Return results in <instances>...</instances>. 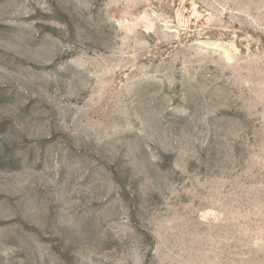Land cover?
<instances>
[{
    "label": "rangeland",
    "instance_id": "374dc122",
    "mask_svg": "<svg viewBox=\"0 0 264 264\" xmlns=\"http://www.w3.org/2000/svg\"><path fill=\"white\" fill-rule=\"evenodd\" d=\"M0 264H264V0H0Z\"/></svg>",
    "mask_w": 264,
    "mask_h": 264
}]
</instances>
